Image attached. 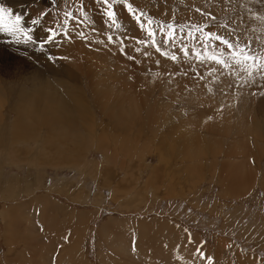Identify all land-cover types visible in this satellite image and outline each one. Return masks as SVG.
<instances>
[{"label": "rangeland", "instance_id": "obj_1", "mask_svg": "<svg viewBox=\"0 0 264 264\" xmlns=\"http://www.w3.org/2000/svg\"><path fill=\"white\" fill-rule=\"evenodd\" d=\"M109 2L113 3V10L117 12L115 21L118 28L108 17L107 24H102L101 16L95 15L96 9L105 15L104 5L99 0H0V7L11 10V17L5 16L4 23L11 24L16 16H20V27L32 37L28 40L24 32L12 36L4 35L12 33L0 32V81L6 89L0 102L4 104V116L14 115L7 104L11 102L13 94L15 97L17 89L30 87L27 80L30 76H51L48 70L45 74L35 70L36 63L48 59L55 70L59 67L64 69L65 61L58 58L61 56L56 58L47 48L48 44L42 48L41 43L47 39L48 35L44 37L43 34L49 33L50 28L63 32L65 11H72L80 19V23L73 22L71 26H79L81 31L79 28L74 31L68 27L71 39L57 36V42L65 40L76 45L86 43L90 44V48L102 51L105 54L101 56L102 60L88 53L93 61L90 63L95 76L104 75L103 69L106 67L117 78L132 72L153 77L144 78L146 82L143 84L133 77L126 78L128 80H125V84L133 91L136 90L137 96H132V104L140 103V106L138 113L132 105L124 108L119 117L120 125L115 126L105 120L96 102L92 101L89 86L97 79L91 75L90 69L82 67L85 74L83 77L78 74L77 84L84 98L89 101L88 108L94 123L91 132L94 142L104 137L111 145L122 142L127 143V146L134 144L136 148L133 149L140 154L139 159L125 157L122 151H115L117 163L113 165L103 160L102 150L93 147L87 149L86 161L101 163L103 171L106 169L104 174L96 172L90 175L76 165L70 166V160L58 161L62 165L58 169L51 167L52 161H46L38 167L31 165V168L25 162L5 167V170L0 171L2 176L12 175L15 186L12 185L11 189L0 194V212L4 206L9 207L7 221L10 223L12 217L18 216L17 225L23 235L16 236L9 244L6 241L7 222L1 219L0 214V264H36L33 263L36 260L39 264H71L70 258L66 257H71V254L65 245L70 241L71 227L66 221L72 212H85L90 216L81 241L83 251L80 264H101V256L104 254L107 257L105 264H208L209 259L215 260L212 264H264V70L253 71L249 76L251 69L245 70V66L233 64L232 50L215 40L208 41V51L218 55L222 53V59L227 60L231 66L225 67L206 58L198 59L194 53L198 51L203 57L205 52L200 33L192 29L198 37L195 41L186 35L191 26H199L205 32L216 33L238 47L244 46L252 55L264 57V0H127L137 12L144 13L142 20L145 23L152 21L146 27L156 28L160 24L166 26L169 23L177 26L174 43H165V38L157 28L155 39L160 52L152 46L151 38L141 29L140 22H134L136 26H131L129 21L121 18L130 14L125 3L118 0ZM155 9L165 13L154 14L152 12ZM50 16H53V20ZM181 25L183 32L179 31ZM84 30L97 34L94 37L99 43L103 42V47H95L86 42L84 37L90 33L85 35ZM81 32L83 36L79 35ZM108 36L113 37V42H108ZM142 40L147 42V47L139 43ZM28 45H31L29 50L32 48L36 53L40 51L42 56L37 58L35 52L29 57L24 54L30 52L25 50ZM76 45L75 50L81 46ZM185 46L189 50L187 56L182 50ZM121 49L126 54H122ZM81 53L75 58L82 59ZM173 55L177 59L172 60ZM66 62L65 68L72 67L70 62ZM120 63H123L124 72L115 68ZM76 70L73 67V71ZM174 80L181 84L190 81L193 85L187 91H184V86L179 87L182 95L180 101L160 93L171 88ZM224 81L228 83L224 84ZM153 83L160 84L152 86ZM113 84L122 87V81ZM148 87L151 92L146 96L144 90L148 91ZM205 95L210 97V101L218 100L223 108H227L221 114H230L233 121L242 123L245 143H231L227 140L229 134L225 135L226 140L219 141L216 132H211L208 137L204 130L188 123L184 125L185 133L197 136L203 142L195 143L197 151L194 157L185 156L183 159L182 156L189 153L190 149L177 139L181 132L164 134L168 128L167 121L171 122L170 110L180 111L181 119L187 121L190 112L202 109L187 105L185 101L193 99L203 108ZM154 97L171 100L170 110H159L151 117L146 115L144 105L152 103ZM13 115L7 122H11ZM177 119L175 123L171 122L174 126L179 122ZM199 119L203 121L200 113ZM101 121L106 123L105 127H101L103 131L98 128ZM8 131H12V125L10 129L1 127L0 137ZM27 131L32 133L29 128L24 133ZM232 132H235L234 127ZM16 144L26 147L20 142ZM30 148H26L29 154ZM111 150L114 151V148ZM225 152L230 154L226 156L223 154ZM246 154L249 155L248 160ZM26 159L31 161L28 157ZM37 160H41V156ZM53 162L57 163V160ZM3 164L0 167L7 166ZM240 164L245 165L244 170L238 168ZM213 167H217L220 172L213 174ZM104 177L110 180L109 184L103 185ZM114 188L116 199L111 198ZM121 191L117 197V192ZM110 219L114 220L111 226L120 229L111 231L119 232L121 236L127 234L125 238L130 254L115 252L113 244L111 247L104 243L98 244L97 231ZM136 223L141 224L138 225L142 226L141 230L136 228ZM131 225H135L132 232L123 231L122 227ZM29 237L28 244L33 246V251L29 249L23 253L26 245L24 239ZM138 240L144 242L141 243L145 245H142L143 250H138ZM198 252H202L204 257L198 255Z\"/></svg>", "mask_w": 264, "mask_h": 264}, {"label": "bare ground", "instance_id": "obj_2", "mask_svg": "<svg viewBox=\"0 0 264 264\" xmlns=\"http://www.w3.org/2000/svg\"><path fill=\"white\" fill-rule=\"evenodd\" d=\"M89 7H91V6H89ZM91 10H93V8ZM98 10L96 9L94 11L96 13L95 15H99V17L101 16L102 24H107V16H105V15L103 16L102 11H100V10L98 11ZM117 10L119 13L120 10L119 9H117ZM152 13H154V14L156 13L159 15V14H163L165 12L163 10H160V9H155ZM50 18H51V20H53V16H50ZM121 18H125V20L129 21L131 26H136L134 24V22H137V20L135 19L134 15L128 14L126 16L124 15V17L121 16ZM61 20H62V18H61ZM73 22H75V21H73ZM71 25L72 24H70L68 27H71V29L74 31H77L78 28H79V30L81 29L78 26L79 24H77L78 27H73V28ZM74 31H72V32H74ZM47 33L46 34L44 33L43 36L45 37L46 35H49V33L48 34ZM84 33H85V35H87L90 32L89 31L86 32V30H84ZM4 35L12 36L13 34L4 33ZM96 35L90 33L84 37V40H86V42H88V43L95 45V47L96 46L98 47V45L102 46L101 44H103V42L101 41L102 43L101 42L99 43L95 39ZM59 37H62V36H58V38ZM99 38H101V37H99ZM75 40H77V39H75ZM103 40H105V39H103ZM57 41L58 40L55 38L53 42L47 43L49 46L47 48L49 49L50 52H52L54 54V56L56 58L58 56H61L58 58L65 61L64 65H66V63H67L66 61H68V62H70L72 67L68 68L66 66L67 68H65V66L63 65V67H64L63 70H61L62 67L61 68L59 67L60 69L57 68L55 70L54 68H52L48 59H43L41 61L42 63H36L35 64L37 66L35 70L44 72V74H45L46 70L50 71V73H51L50 77L52 78V80H50V77H47L46 75L43 76L42 74H38V72H37V74H38L37 76L36 75L30 76L27 79L28 83L30 84V87L25 88V89H23V88L17 89L15 91V97H14V94L12 93L13 94L12 100L10 103L8 102L9 104H7L9 111L14 113V115L10 114L8 116L7 115L4 116V112L2 109L4 104H1V102H0V125H2V126H0V128L1 127H8L10 129V125H12V131H8V133L5 136L0 137V162L4 163L3 165H7V166L0 167L1 168L0 171L5 170V167H10V165H12L13 163L24 164V162H25V164L28 163L29 168H31V165H32V167H38V165L42 166L43 164H45L46 161L47 162L52 161L51 167L58 169L62 166L61 164L58 163V161L59 162H61V161L67 162L68 160H70L72 163V164H70V166L76 165L78 169L86 170L90 175H93L96 172H99V173L103 172V174H104L106 172V169H104V171H103L101 163H99V164H97L96 162L89 163L88 161H86L87 149L93 148V147H94L93 149L102 150L103 151L102 152L103 153L102 154L103 160L106 163H111L113 165L115 163H117L115 160V154H114L115 151L116 152L122 151L124 153L125 157L126 156L129 158L135 157L136 159H139L140 154L135 153V151L133 149L134 144L133 145L131 144V146H127V143L122 142V143H115V144L111 145L107 141V139H105L104 137H100V139L97 142H94L92 135H91V132L94 130V123H93V119L91 118V114H90V111L88 108L89 101H87L84 98L83 92H81L79 84H77V77H79L80 74H81L80 77H83V74H85L82 71V67H86V68L91 70V75L95 79H97L96 82L90 83L91 86H89L91 89V93H92V98H93L92 101L96 102L95 105H97V107L100 109L105 120L108 123H111L115 126L120 125L119 117L122 116L124 108L127 109L128 105L129 106L132 105V108H134L135 111L138 113L139 106H140V103L132 104L133 97L137 96L136 90L134 89V91H133L132 88L130 89V87L127 86V84H125V80L126 81L128 80L126 78L133 77L134 80L137 79L143 84V82H146L145 79L153 78V77H150L149 74H147V76L145 77V76H143V74L141 75V74H136V73L132 72V73H128L125 77L120 76L117 78V77H113L112 71H110L106 67H104V69H103L104 75H102V76L96 75L95 76L92 73L93 69L91 66L92 64L90 63L93 61H92V59L89 58L88 53H93L94 55L98 56V58H100L102 60L101 56L102 57L105 56V54L102 51L97 50V48L95 49L94 47L90 48V44L88 45L86 43L85 44L78 43L76 45L73 43L70 44V43H68V41L66 42L65 40H63V42H61L59 40L61 43L57 42ZM75 45L76 46L81 45V46L75 50ZM30 46L31 45H28V47L25 49L26 51L28 50L30 52L24 53V54L28 55V57H29V55H31L32 53L34 54V52H35V50L32 48H31V50L28 49ZM54 46H56V48H54ZM20 48H23V45H20ZM36 50H37V48H36ZM79 52L80 53L84 52V53H81L83 55V57H82V59L80 58V60L78 59V57L75 58V56ZM36 54H37V58H39L40 55L42 56L40 51ZM4 55H3V57H4ZM63 56H65L67 58H63ZM96 56H94V57H96ZM20 58L23 60L22 56ZM108 62L112 63L110 61H108ZM80 63H82L81 64L82 66L80 65ZM163 63L165 64L166 62L164 61ZM73 67L77 68L78 70H76V72L73 71ZM115 68H116V70L123 71V72L125 70V68L123 67V63L115 65ZM98 69L100 71V68H98ZM114 71H115V69H114ZM151 72H153V71L151 70ZM17 73H19V72H17ZM27 73H29V72H27ZM31 75H33V74H31ZM53 75H57L58 77L53 76ZM24 77H26V76H24ZM93 77H92V79H93ZM19 78H20V76H19ZM119 81H122V87H117V85L113 84V83H118ZM227 83H228V81H224V84H227ZM159 84L160 83H158V84L153 83L152 86H154V85L159 86ZM164 84L167 85V82H165ZM182 84L179 83L177 80H174L171 88H167L166 92L164 91L165 90L164 89L160 93H161V95L167 94L170 99L176 97L180 101L182 99V95H181V92L179 90V87L184 86L185 87L184 91H187L193 87V85H191L190 81H185ZM148 85L150 86L149 83H148ZM150 87H148V91L144 90V93L146 94V96L147 95L149 96V94L151 92ZM4 90H6V89L2 85V82L0 81V101H2V99H3V98L1 99V97H2L1 95L3 94ZM5 96H6V94H5ZM5 96H4V98H5ZM155 98L156 97H154V100L152 103H146L144 105L145 106V113H146V115H149L150 117L153 114L156 115L157 111H159V110H166V109L170 110V108H171L170 107L171 106V100L170 101L169 100L164 101V100H160L159 97L156 99ZM203 98L205 99V100L203 99V108L201 107L200 103H197V101H194L193 99H187L185 101L187 105H192L198 109H202L200 111L190 112V118L187 121L181 119L180 111L170 110V117H169L170 121L172 123H175V120L178 118L177 121H179V122L174 126L171 122L167 121L168 125L167 124L166 125L168 126V128H167V132H165L164 134L167 135L170 132H176V131L181 132V135L178 136L177 139L180 140V142H182V144L185 143V144H183L185 147H186V145H188L187 148L190 149L189 153H186V154L184 153L185 155L182 156L183 159L185 156H186V158L194 157L193 154L197 151L196 148L194 147V145H197L195 143L201 144L203 142L202 141L203 139L200 140L197 136H191L192 134L185 133L184 125H186L188 123L195 124L197 129L204 130L207 133L208 137L210 136L211 132H216L217 133L216 136L220 137L219 141L220 140L221 141L226 140L225 135L229 134L228 135L229 138L227 140H230L231 143H235V144L240 143V142L245 143V140H244L245 139L244 138L245 129L242 127L243 126L242 123L233 121L230 114H228L227 116H224L223 113L221 114L222 110L223 109L227 110V108H223V106L220 104V101H218V100H216L215 102L210 101L209 100L210 97L208 95L206 97H203ZM199 113L203 117V121L199 119ZM11 115H13V119L9 123L7 121L11 117ZM172 117H173L174 121L172 120ZM98 124H99L98 128H100V130L103 131L104 129L101 127H105L106 123L102 122V124H100V123H98ZM189 127H191V126H189ZM193 127H191V128H193ZM233 127H234L235 132H232ZM27 128L31 129L32 133L27 131L25 134L24 131ZM38 130L43 132V134L39 133ZM247 132H249V131H247ZM22 133H23V135H22ZM164 134L162 135L163 138H164ZM164 139L166 141V136ZM17 142L25 144L26 147L23 148V145H17L16 144ZM34 143H36V145H34ZM159 143H160V141H159ZM183 145H181V146H183ZM26 148L28 150L30 148V154L27 153ZM112 148H114V151L111 150ZM134 148H136V147H134ZM187 148H186V150H187ZM99 152H101V151H99ZM223 154L227 156L230 153L225 152ZM25 156L28 157L31 161L26 159ZM38 156H41V160H37ZM212 156L215 157V155H212ZM248 157H249V155L246 154V160H248ZM55 160H57V163L53 162ZM76 161H78V162H76ZM2 163H0V166L2 165ZM53 163H55V164L53 165ZM74 163H77V164H74ZM103 164H105V163H103ZM242 164H240L238 167L240 170H244V168H245V165H242ZM183 165H185V164H183ZM212 172H213V174H215V173H219L220 171L217 167H213ZM99 173H98V175H99ZM12 178H13L12 175L7 176V177H3L1 172H0V194H4L3 193L4 191L11 189L12 185L15 186V182L12 180ZM109 183H110V180L106 179V177H104L103 185H106ZM117 183H120V181ZM243 188L245 189V185L243 186ZM114 191L115 192L113 193V195L111 194L112 199L113 198L116 199V197H114L116 194L115 188H114ZM122 192L123 191H121L120 193L117 192L116 196L118 197V195L121 194ZM136 194H138V193L136 192ZM71 197H72V195H71ZM73 198H76V196L73 195ZM33 207H31V208H33ZM8 211H9V207L4 206V208H2V211L0 212V214H1V219L3 221L7 222L5 224V226H7L5 230L8 234V238L6 239V241H8L10 244L11 240H13L16 236L21 237V234L23 235V233H21V230H19V225H17L18 221H16V217H18V216L12 217L10 219V223H8V221H7V219H8L7 212ZM68 217H69V219L66 221V223L69 225V227H71V236H70V241H68V243H66L67 246L65 245V248H66L67 252H69L71 254V257H70V255H67L66 257L70 258L71 264H80L82 262L81 241H82L84 233H85V228H86L85 224H86V222L90 216H89V214H87L85 212H72ZM113 222H114V220L110 219L108 222L103 224L98 229L97 234L100 235V240H98L99 244L101 245L104 243L107 245L106 240H105V236L107 235V237L110 238V242L113 244V248H114L115 252H117L119 254L120 253L130 254L129 251L131 252V250H130L129 244L127 242V239L125 238V236L127 234L125 236H121V234L119 232L111 231V229L117 230V231L120 230L116 226H111V223H113ZM135 225L138 226L141 224L136 223ZM135 225L134 226L131 225V227H127V228L122 227V229H123V231H125V232L127 231V233H129V232L133 231V228H135ZM141 227L142 226H138L136 228H138V230H141L142 229ZM12 228H17V230H12ZM29 239H30V237L24 239L25 240L24 244H26V245L24 246L23 253L29 249L31 251H33V246L30 247L31 245L28 244ZM141 243H144V242L138 240V242H137L138 250H140V249L143 250L142 245L145 246L144 244H141ZM141 252H143V251H141ZM186 252H188V251H186ZM189 256H190V254H189ZM106 258L107 257L105 254L101 256V259H102L101 264H105ZM145 260H146V258H145ZM147 260H148V258H147ZM33 263L39 264V262L37 260Z\"/></svg>", "mask_w": 264, "mask_h": 264}, {"label": "snow or ice", "instance_id": "obj_3", "mask_svg": "<svg viewBox=\"0 0 264 264\" xmlns=\"http://www.w3.org/2000/svg\"><path fill=\"white\" fill-rule=\"evenodd\" d=\"M99 2H102L104 5L105 15L110 19V21L113 24H116L115 12L113 10V3H110L109 0H99ZM114 2H116V0H114ZM118 2L125 3V6H126L128 12L130 14L134 15L135 19L138 22H140L141 29L146 31L147 35L151 38V44L153 47L156 48L157 52L161 51L160 46L155 39L157 28L159 29L160 34L165 38V43H168V42L174 43L175 42L176 32H177V26L176 25L169 23L166 26L164 24H160L156 28L146 27V24L151 25L152 21L148 20L145 23L142 20V18L144 16L143 12H137L133 8V5L131 3H127V0H118ZM5 16L11 17V10L6 9L4 7H0V31H6V32H9L12 34L24 32V30L20 27V23H21V17L20 16H16L11 24L4 23V17ZM73 21H75L76 23L81 22L79 18H77L73 15L72 11H65L64 19L62 21L63 26H64L63 32H57L54 30V28H50L49 29V35H48L47 39L41 43V47L43 48L44 44H46V43L53 42L57 36H62L64 39H71V36L69 34V31H68V26ZM33 22L38 23L39 21H33ZM58 26H59V24L57 25V27ZM116 27L118 28L119 25L116 24ZM204 27L206 28L207 26L205 25ZM193 28L195 29V33H200L199 38L204 42V45H205V52L203 53V57H202L201 53L198 51L194 53L198 59L206 58L210 61H215L217 64L225 66V67L231 66L227 60L222 59V53L218 55L214 51L213 52L208 51V41L215 40V41H219L220 43L226 45L228 49L232 50L231 51V61L233 64L245 66V70H248L249 68L251 69V71H249V76L252 75L253 71L264 70V62H261L262 60H264V57L252 55L249 53L248 50H246V48L244 46L238 47L237 44L231 43L228 39H225L224 37H222L216 33L205 32L199 26H191L189 28V31L186 34L189 39L195 41L198 38L193 32V30H192ZM179 31L180 32L184 31L183 25H181L179 27ZM24 35L26 36V38L28 40L32 39L31 35H28L27 32H24ZM79 35L83 36V33L81 32V33H79ZM107 40H108V42L111 43V42H113V37L108 36ZM139 43L144 45L145 47L148 46L146 41L142 40V41H139ZM182 50H183L185 56H187L189 54V50H188L187 46H185ZM121 52H122V54H126V53H123V49H121ZM162 54L167 55V53H162ZM171 59L175 60V59H177V57L175 55H173L171 57ZM198 255H200L202 258L204 257V254L202 252H198ZM208 264H212L211 259H209Z\"/></svg>", "mask_w": 264, "mask_h": 264}, {"label": "crops", "instance_id": "obj_4", "mask_svg": "<svg viewBox=\"0 0 264 264\" xmlns=\"http://www.w3.org/2000/svg\"><path fill=\"white\" fill-rule=\"evenodd\" d=\"M119 9H122V7H119ZM115 13H117V12L115 11ZM111 220H113V219H111ZM98 240H100V235H98ZM105 240H106L107 246L108 247H111L112 246V243L110 242V238L109 237H106ZM98 244H99V241H98Z\"/></svg>", "mask_w": 264, "mask_h": 264}]
</instances>
